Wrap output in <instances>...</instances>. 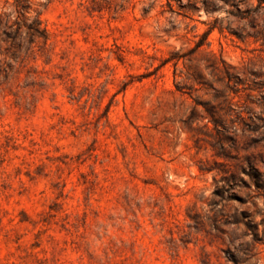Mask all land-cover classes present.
<instances>
[{
    "label": "rangeland",
    "instance_id": "1",
    "mask_svg": "<svg viewBox=\"0 0 264 264\" xmlns=\"http://www.w3.org/2000/svg\"><path fill=\"white\" fill-rule=\"evenodd\" d=\"M168 1L0 0V264H264V0Z\"/></svg>",
    "mask_w": 264,
    "mask_h": 264
},
{
    "label": "trees",
    "instance_id": "2",
    "mask_svg": "<svg viewBox=\"0 0 264 264\" xmlns=\"http://www.w3.org/2000/svg\"><path fill=\"white\" fill-rule=\"evenodd\" d=\"M167 4L170 5L169 1L167 0ZM183 6V5H182ZM258 6L264 11V5L262 4V1H258ZM202 8L205 12H212L213 8L212 7V1H208V0H204L203 1V5H202ZM178 14H180V12H177ZM1 20V19H0ZM0 24H1V21H0ZM213 28H218V30L221 32L222 31V27L220 25H218L216 19L214 20L213 24L210 23L208 25V28L207 30L204 32V34L206 35L208 32H210ZM252 171L248 174V177L250 178L251 182H253L254 186L256 188H260V185H259V174L256 173L255 169L254 168H250ZM251 185V183H250Z\"/></svg>",
    "mask_w": 264,
    "mask_h": 264
}]
</instances>
